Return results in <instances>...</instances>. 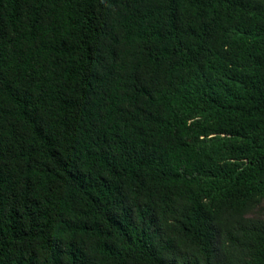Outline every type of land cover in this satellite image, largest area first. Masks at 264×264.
Segmentation results:
<instances>
[{"label": "trees", "instance_id": "16d2710c", "mask_svg": "<svg viewBox=\"0 0 264 264\" xmlns=\"http://www.w3.org/2000/svg\"><path fill=\"white\" fill-rule=\"evenodd\" d=\"M264 0H0V264H264Z\"/></svg>", "mask_w": 264, "mask_h": 264}, {"label": "rangeland", "instance_id": "374dc122", "mask_svg": "<svg viewBox=\"0 0 264 264\" xmlns=\"http://www.w3.org/2000/svg\"><path fill=\"white\" fill-rule=\"evenodd\" d=\"M261 208H264V203H262V206H261Z\"/></svg>", "mask_w": 264, "mask_h": 264}]
</instances>
